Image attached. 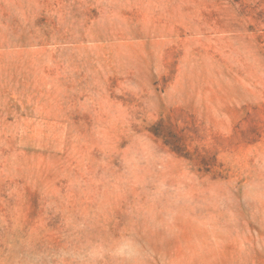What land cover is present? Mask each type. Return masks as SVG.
<instances>
[{"label": "rangeland", "instance_id": "374dc122", "mask_svg": "<svg viewBox=\"0 0 264 264\" xmlns=\"http://www.w3.org/2000/svg\"><path fill=\"white\" fill-rule=\"evenodd\" d=\"M127 228L264 264V0H0V264Z\"/></svg>", "mask_w": 264, "mask_h": 264}, {"label": "clouds", "instance_id": "9594fccd", "mask_svg": "<svg viewBox=\"0 0 264 264\" xmlns=\"http://www.w3.org/2000/svg\"><path fill=\"white\" fill-rule=\"evenodd\" d=\"M166 191V186L159 184L150 195L153 204L160 201ZM146 212L151 214L152 210ZM172 222V208L162 207L157 227H170ZM32 259L36 264H149L152 250L141 242L134 228H127L114 236L98 235L75 246L51 249Z\"/></svg>", "mask_w": 264, "mask_h": 264}]
</instances>
